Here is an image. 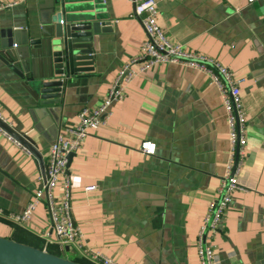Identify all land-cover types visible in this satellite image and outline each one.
I'll use <instances>...</instances> for the list:
<instances>
[{"label": "crops", "instance_id": "1", "mask_svg": "<svg viewBox=\"0 0 264 264\" xmlns=\"http://www.w3.org/2000/svg\"><path fill=\"white\" fill-rule=\"evenodd\" d=\"M157 2L158 22L172 42L214 58L242 78L247 155L238 180L246 189L234 192L213 244L220 264H264V0ZM52 4L0 0V29L16 30L17 42L38 38L49 26ZM65 7L67 21L94 13L109 23L95 35L94 71L77 79L64 104L41 107L0 60V114L37 142L42 157L0 130V209L5 212L0 236L51 246L57 254L53 239L47 243L43 237L52 230L45 202L26 224L6 214L25 209L41 187L39 176L56 136L76 124L82 107L102 102L122 63L139 53L146 37L129 0H67ZM145 139L156 143L154 155L141 151ZM229 152L220 90L203 72L173 62L140 72L124 100L113 105L109 123L88 135L68 166L72 212L85 245L120 264H199L198 230ZM87 186L95 189L86 191ZM56 194H62L60 184ZM66 252L76 256L72 260L90 263L74 246Z\"/></svg>", "mask_w": 264, "mask_h": 264}, {"label": "built area", "instance_id": "2", "mask_svg": "<svg viewBox=\"0 0 264 264\" xmlns=\"http://www.w3.org/2000/svg\"><path fill=\"white\" fill-rule=\"evenodd\" d=\"M129 2L133 4L134 13L140 18L146 35L139 53L122 63L102 102L94 107H82L77 113L76 124L56 136L48 151L45 173L39 176L41 187L22 212H9L6 215L19 224H26L38 205L45 202L52 222L51 233H43L47 243L53 239L61 253H65L67 247L74 246L89 258L90 264H120L110 256L85 245V234L75 222L72 212L71 179L67 167L69 155L81 149L92 131L109 123L113 115V105L124 100L128 85L140 72L160 63H181L200 70L218 86L227 114L230 152L226 172L220 180L215 198L207 206L196 239L199 264H220L213 239L221 230L220 224L232 204L234 192L246 189L238 180L240 168L247 155L248 117L241 93L242 78L214 58L186 50L181 44L172 42L158 22L157 0ZM9 5L11 4H5ZM0 117L11 125L1 114ZM0 130L18 147L30 152L1 127ZM156 148V143L150 139L141 142L140 149L144 154L154 155ZM59 184L62 188L60 196L56 194ZM93 189L95 186L85 188L86 191ZM0 213L5 214L3 209H0Z\"/></svg>", "mask_w": 264, "mask_h": 264}, {"label": "water", "instance_id": "3", "mask_svg": "<svg viewBox=\"0 0 264 264\" xmlns=\"http://www.w3.org/2000/svg\"><path fill=\"white\" fill-rule=\"evenodd\" d=\"M66 1L53 0L49 26L38 38L26 37L17 42L16 30L0 29V60L18 75L22 86L41 107L57 108L56 105L64 104L77 79L94 71L98 49L95 35L109 23L96 18L94 13L67 21ZM0 127L41 160L32 137L18 133L1 117ZM73 155H69L67 167ZM63 254L0 236V264H86Z\"/></svg>", "mask_w": 264, "mask_h": 264}, {"label": "rangeland", "instance_id": "4", "mask_svg": "<svg viewBox=\"0 0 264 264\" xmlns=\"http://www.w3.org/2000/svg\"><path fill=\"white\" fill-rule=\"evenodd\" d=\"M56 252H58V251H56ZM60 254H61V252H60ZM63 256L66 257V258H71V259H75L76 258V256L73 255L71 252H66V253L63 254Z\"/></svg>", "mask_w": 264, "mask_h": 264}, {"label": "trees", "instance_id": "5", "mask_svg": "<svg viewBox=\"0 0 264 264\" xmlns=\"http://www.w3.org/2000/svg\"><path fill=\"white\" fill-rule=\"evenodd\" d=\"M36 246H39L40 248L43 247V245H36ZM48 250L51 251V252H54V251H55L54 248H52L51 246H48ZM76 260H77V261H81V260H79V259H76ZM81 262H83V261H81ZM88 264H90V263H88Z\"/></svg>", "mask_w": 264, "mask_h": 264}]
</instances>
